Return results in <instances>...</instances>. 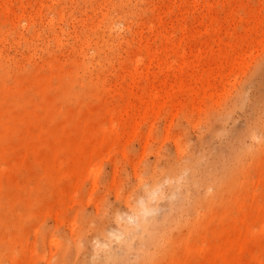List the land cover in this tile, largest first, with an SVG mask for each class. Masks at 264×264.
Here are the masks:
<instances>
[{
	"label": "rangeland",
	"instance_id": "374dc122",
	"mask_svg": "<svg viewBox=\"0 0 264 264\" xmlns=\"http://www.w3.org/2000/svg\"><path fill=\"white\" fill-rule=\"evenodd\" d=\"M0 131V264H264V0H0Z\"/></svg>",
	"mask_w": 264,
	"mask_h": 264
},
{
	"label": "bare ground",
	"instance_id": "6f19581e",
	"mask_svg": "<svg viewBox=\"0 0 264 264\" xmlns=\"http://www.w3.org/2000/svg\"><path fill=\"white\" fill-rule=\"evenodd\" d=\"M86 131V130H85ZM1 132V131H0ZM97 138V137H96ZM97 140H99V139H97ZM72 141V140H71ZM101 142V141H100ZM94 147V146H93ZM89 152V151H88ZM77 159V158H76ZM64 162V161H63ZM64 164V163H63ZM71 166V165H70ZM62 172V171H61ZM75 179V178H74ZM76 181V180H75ZM160 195V194H159ZM143 202H141V204H142ZM139 205H140V203H139ZM152 210V209H151ZM144 213H146L145 211H144ZM143 214V213H142ZM150 214H152V212H150ZM135 218V217H134ZM135 221V220H134ZM134 225V224H133ZM121 235V234H120ZM120 237V236H119ZM6 238V237H5ZM94 258V257H93ZM224 260V259H223ZM223 262V261H222ZM238 262L239 261H237L236 260V262H235V264H238Z\"/></svg>",
	"mask_w": 264,
	"mask_h": 264
}]
</instances>
